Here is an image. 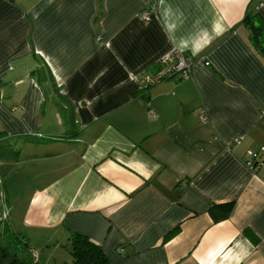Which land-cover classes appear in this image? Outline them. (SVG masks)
Listing matches in <instances>:
<instances>
[{
	"label": "crops",
	"instance_id": "1",
	"mask_svg": "<svg viewBox=\"0 0 264 264\" xmlns=\"http://www.w3.org/2000/svg\"><path fill=\"white\" fill-rule=\"evenodd\" d=\"M253 9L264 20V0H0V222L31 247L78 233L110 264H264ZM172 52L187 77L142 89Z\"/></svg>",
	"mask_w": 264,
	"mask_h": 264
},
{
	"label": "trees",
	"instance_id": "2",
	"mask_svg": "<svg viewBox=\"0 0 264 264\" xmlns=\"http://www.w3.org/2000/svg\"><path fill=\"white\" fill-rule=\"evenodd\" d=\"M242 25L248 29L250 45L261 58H264V20L260 18L256 10H248L242 20ZM64 124L65 126L70 124L68 118H64ZM3 192V188L0 187V194ZM233 208V203L216 205L211 207L208 213L213 222L217 223L227 219ZM2 227L0 264H37L35 252L32 251L27 237L23 233L13 232L8 225H2ZM63 247L68 250L72 264H110L98 245L78 233L68 232V244Z\"/></svg>",
	"mask_w": 264,
	"mask_h": 264
},
{
	"label": "built area",
	"instance_id": "3",
	"mask_svg": "<svg viewBox=\"0 0 264 264\" xmlns=\"http://www.w3.org/2000/svg\"><path fill=\"white\" fill-rule=\"evenodd\" d=\"M149 16V13H144L143 17L147 19ZM158 65L161 66V68L153 75L152 77L144 76L141 85L142 89H147L146 86H150L153 84H157L164 79L167 78H173L176 76L181 77H187V75L190 72V68L192 65V57L186 56L183 53L178 52H172L169 55H166L162 59L158 61ZM149 116L151 118H154L155 115L153 112L149 113ZM247 161L246 164L250 168H256L260 164V158L259 153H254L251 151L247 152Z\"/></svg>",
	"mask_w": 264,
	"mask_h": 264
},
{
	"label": "rangeland",
	"instance_id": "4",
	"mask_svg": "<svg viewBox=\"0 0 264 264\" xmlns=\"http://www.w3.org/2000/svg\"><path fill=\"white\" fill-rule=\"evenodd\" d=\"M2 225H8V223L3 221L0 227ZM2 241H3V236L0 235V245L2 244ZM59 244L60 245H58L57 247H50V248H47L45 245L41 246L40 248L37 247V245H35V247L30 246L36 252L35 256L37 259L36 261L37 264H72L68 250L63 247L68 244V240L60 241Z\"/></svg>",
	"mask_w": 264,
	"mask_h": 264
}]
</instances>
